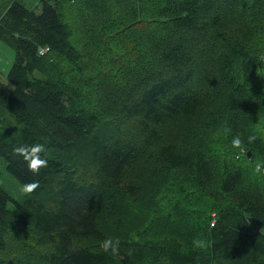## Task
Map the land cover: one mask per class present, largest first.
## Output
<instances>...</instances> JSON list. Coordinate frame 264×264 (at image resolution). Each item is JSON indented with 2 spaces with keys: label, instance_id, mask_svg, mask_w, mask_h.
Here are the masks:
<instances>
[{
  "label": "trees",
  "instance_id": "1",
  "mask_svg": "<svg viewBox=\"0 0 264 264\" xmlns=\"http://www.w3.org/2000/svg\"><path fill=\"white\" fill-rule=\"evenodd\" d=\"M0 36V156L37 185L0 184V264H264V0H12Z\"/></svg>",
  "mask_w": 264,
  "mask_h": 264
},
{
  "label": "rangeland",
  "instance_id": "2",
  "mask_svg": "<svg viewBox=\"0 0 264 264\" xmlns=\"http://www.w3.org/2000/svg\"><path fill=\"white\" fill-rule=\"evenodd\" d=\"M11 1L12 0H0V16L5 13L6 7L11 3ZM22 1L29 8L34 9L39 4L40 0H22ZM93 7L97 8V6L92 5L90 11L93 10ZM102 13H103V11H102ZM116 53L120 54V52L117 50H116ZM15 54H16V49H15L14 43L9 39L5 40L4 38H1V36H0V80H2V81L6 80V74L9 71L12 62L14 61ZM118 77L120 79H123V80L128 79V77H126L125 75H122L120 73V68L118 66H115L111 69V71H109V76L105 77V80L106 81L109 80V81L113 82ZM204 79H205L204 77L199 78V80L196 82V87L199 86L201 88V84L203 83ZM106 98H108V97H106ZM111 115L116 116L115 114H111ZM8 118L10 120L9 116H8ZM123 129H124V135H122L118 138H121L122 140L126 138V143H127V136L129 134V131L131 130V127L125 126V127H123ZM132 130H134V129L132 128ZM249 156H251V154ZM0 171H1L0 184L2 185V187L5 188L8 192H10L14 198H21V197H19L20 190L25 189V187L22 186V184L19 181H17V179L15 177H13L6 170V162L1 156H0ZM78 171L79 172L75 175L76 176L75 180H77L78 182H81L80 184L88 185V183H92V185H94L95 189L98 187L99 191L101 190L102 181L99 182L94 177V175H95V163L93 161L90 162L89 164H87L86 166L80 165L78 167ZM104 188H105V186H104ZM107 192L111 193L109 188H105L103 190V193H102V195H103L102 199H103L104 203L107 201V199H106ZM38 201H43L46 205H48L50 207H54V208L57 207L56 205L58 203L55 197H47V196H44L43 194L38 197ZM25 232L27 234H32L33 233L32 227L27 228L25 230ZM95 241H96V239L94 240V238L86 237L84 239L77 240L75 242V246L76 247H81L82 245L83 246H92ZM11 244H12V248H13V246H15L14 241H12ZM16 245L17 246H15V247H19V243H17ZM37 251L39 253L41 252L43 255H48L51 250H50V248L43 246V247L37 248ZM53 251L56 252L54 248H53ZM9 254H11L10 250L6 253L3 252V255L1 257L5 261L6 264H14V262H15V264H16V262H17V264H22V262L24 260L23 258L19 259V257H15L12 259ZM49 255H51V254H49ZM19 256L23 257V255H21V253H19ZM148 264H165V262L164 261L156 262L153 259Z\"/></svg>",
  "mask_w": 264,
  "mask_h": 264
},
{
  "label": "clouds",
  "instance_id": "3",
  "mask_svg": "<svg viewBox=\"0 0 264 264\" xmlns=\"http://www.w3.org/2000/svg\"><path fill=\"white\" fill-rule=\"evenodd\" d=\"M14 151L22 156H24L25 160L29 161V168L32 170H38L39 167L41 166H46V161L44 160H40L38 158V156L34 155L37 153H40L42 151H44V146L42 144H36L34 146L31 147V149L29 150V148L27 147H18L16 149H14ZM35 187H37V185L32 184L27 186L25 189H23V191L25 192H31L35 189ZM196 246L197 247H204V243L201 241H196Z\"/></svg>",
  "mask_w": 264,
  "mask_h": 264
},
{
  "label": "built area",
  "instance_id": "4",
  "mask_svg": "<svg viewBox=\"0 0 264 264\" xmlns=\"http://www.w3.org/2000/svg\"><path fill=\"white\" fill-rule=\"evenodd\" d=\"M49 50V48L47 47V48H42L41 49V54H44L45 52H47Z\"/></svg>",
  "mask_w": 264,
  "mask_h": 264
},
{
  "label": "water",
  "instance_id": "5",
  "mask_svg": "<svg viewBox=\"0 0 264 264\" xmlns=\"http://www.w3.org/2000/svg\"><path fill=\"white\" fill-rule=\"evenodd\" d=\"M248 154L250 155V154H251V152L249 151V152H248Z\"/></svg>",
  "mask_w": 264,
  "mask_h": 264
}]
</instances>
